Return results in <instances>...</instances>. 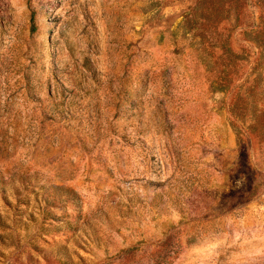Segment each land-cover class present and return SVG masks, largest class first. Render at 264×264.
Listing matches in <instances>:
<instances>
[{
    "label": "rangeland",
    "instance_id": "374dc122",
    "mask_svg": "<svg viewBox=\"0 0 264 264\" xmlns=\"http://www.w3.org/2000/svg\"><path fill=\"white\" fill-rule=\"evenodd\" d=\"M255 3L0 0V264H264Z\"/></svg>",
    "mask_w": 264,
    "mask_h": 264
},
{
    "label": "trees",
    "instance_id": "16d2710c",
    "mask_svg": "<svg viewBox=\"0 0 264 264\" xmlns=\"http://www.w3.org/2000/svg\"><path fill=\"white\" fill-rule=\"evenodd\" d=\"M240 1L243 2V0H240ZM255 2H256L255 4H256L257 8H259V10L262 12L261 19H262V22H263V25H264V0H255ZM221 4H222V2L220 1L219 4H216V5L213 4V5H214V8H219L220 7L219 10H221L222 9ZM196 5L192 9L193 11H195Z\"/></svg>",
    "mask_w": 264,
    "mask_h": 264
}]
</instances>
